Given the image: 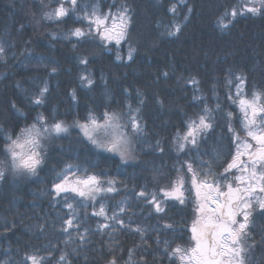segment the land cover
Instances as JSON below:
<instances>
[{
    "label": "trees",
    "instance_id": "obj_1",
    "mask_svg": "<svg viewBox=\"0 0 264 264\" xmlns=\"http://www.w3.org/2000/svg\"><path fill=\"white\" fill-rule=\"evenodd\" d=\"M61 3L68 15L46 19L45 13ZM239 3L77 0L73 10L68 0H0V46L4 48L0 54V130L18 133L39 113L49 124H75L85 123L90 114L127 116L129 106L143 128L133 139L135 162L131 164L94 148L77 130H71L45 144L44 161L36 175L6 171L0 180V264H30L24 258L33 254L44 257V264H57L61 254L66 255L64 264H108L113 256L117 264H182L183 260L166 255L165 250L171 253L179 247L190 253L195 247L191 229L199 219L197 205L203 203V194L198 198L192 186L187 164H193L198 179L208 171L200 167L202 162L210 164L209 182L215 180L225 191L232 184L229 176L238 168L225 169L246 140L239 99H250L254 92L264 94V14L228 17L227 28L218 23L226 10ZM173 6L175 13L169 10ZM93 7L100 15L112 16L122 7L129 9L128 35L119 45L102 41L95 25L89 34L82 9L90 13ZM174 24L180 25V32L167 35ZM77 28L86 35H71ZM130 47L135 49L132 60L127 58ZM81 59H87V64ZM241 75L245 82L237 97L236 77ZM193 78L197 83H192ZM45 85L48 90L42 103L34 104ZM205 106L211 110L213 127L198 135L196 148L186 145L179 150L177 138ZM2 149L0 132V159L4 158ZM69 165L74 167L68 179L95 175L103 187L113 181L115 191L103 192L95 200L74 193L56 197L54 183L60 182V174ZM178 178L184 179L183 203L163 195ZM140 191L145 197L138 195ZM151 194L162 212L149 202ZM65 195L75 210L74 223L79 222V228L67 232L62 230L63 222L71 215ZM101 206L108 220L93 215ZM253 211L246 264H264V210H256L255 204ZM113 213L124 220L123 228L111 219ZM102 223L116 230H98ZM129 250L133 252L130 262Z\"/></svg>",
    "mask_w": 264,
    "mask_h": 264
},
{
    "label": "snow or ice",
    "instance_id": "obj_2",
    "mask_svg": "<svg viewBox=\"0 0 264 264\" xmlns=\"http://www.w3.org/2000/svg\"><path fill=\"white\" fill-rule=\"evenodd\" d=\"M68 2L71 4L73 10L77 8V0H68ZM181 2H184V0H181ZM169 10L175 13L176 7L173 6ZM82 11L85 12L83 18L89 22V34L92 31V26L95 25V31L104 42H115L116 45H119L122 40L126 39L131 22V15L127 7H122L116 16H112L111 13L100 15L95 7L92 8L90 13L87 8L82 9ZM188 11L191 12V8ZM246 13L252 15L264 14V0H240L237 6H233L230 10L225 11L218 23L221 28H227L228 23L225 20L228 17L235 19L238 15ZM67 15L68 9L61 3L53 11L45 13V18L59 20ZM109 19L112 20L110 27L107 23ZM180 30V25L174 24L168 30L167 35L174 36ZM71 35L82 37L86 33L77 28L72 31ZM134 51L135 49L129 48L128 60L133 59ZM3 53L4 48L0 46V54ZM120 59L121 57L117 55V60ZM87 62V59H81V63L87 64ZM54 71L55 68H53ZM164 75L167 76V73H164ZM236 79L239 81L236 85L237 97H239L245 77L241 75L237 76ZM82 80H87L89 86L92 84V81L87 79V77H82ZM228 82L231 83L230 80ZM192 83H197L194 78ZM47 90V86L45 85L40 90L39 95L33 100V103L40 105L42 97ZM262 97H264V94L254 92L250 99H239L240 110L244 114L243 127L246 130L247 136L252 141H255V147L251 143L242 142V147L245 153L248 154V162L240 159L243 153L238 149L236 156L225 169V172H228L233 168H238L242 173H248L247 176L235 177L237 181L236 187L228 183L226 191H222L220 183L215 180L209 182L208 178L212 176V171L211 165L207 162H202L200 166L201 168H208L207 172H201L202 179H198L197 170L193 168V164H187V171L192 173L191 183L196 189L197 197H201L202 189H207V192L203 194V203H199L196 208L199 219L193 223L191 229L193 233L192 239L195 240V247L190 250V253L188 250L179 247L172 249L171 253H168L166 249V255L170 257L178 256L181 260L186 257L189 264H245V249L249 247L245 230L248 227L250 210L253 207L251 194L257 191V189L260 192H264V171L258 173L257 170L258 166L264 168V99ZM229 98L231 99V97ZM12 108L18 112L20 111L14 103L12 104ZM131 113L132 109L129 106L127 116L118 112H105L102 117L97 118L90 114L85 123L80 124L77 121V126L80 127L84 136L92 145L106 152L116 153L122 161L127 162V159L131 155L130 146L133 143V139L143 132L138 118ZM228 116L230 117L231 113ZM258 116L261 122L259 126L257 125ZM213 119L211 110L205 106L202 114H199L196 119L189 121L187 132L182 137L177 138L178 141H182L178 142V149L183 151L187 144L196 148L198 146V135L213 127ZM67 131L68 128L63 122L55 121L49 124L47 118L42 113L37 114L33 123L20 128L18 133L0 130L3 135L2 151L4 154V158L0 159V180L5 179L6 171L9 169L13 175H36L37 169L44 161V154H42L44 145L42 141L51 139L54 135L59 136ZM229 131L234 133V139L239 140V135L235 133L233 128L229 127ZM73 167L69 165L60 174L63 177L60 179V182L54 183L53 191L56 197L61 196L62 193H74L81 198L95 200L96 195L100 192L111 193L115 191L113 181H108V186L105 188L95 175H88L83 179L69 181L67 173ZM224 179L227 180V176H224ZM183 185L184 179L178 178L175 186H170L171 190H165L163 195L177 199L183 203ZM212 193H215V195ZM138 195L145 197L146 193L140 191ZM64 199L71 215V218L63 222L64 226L62 230L67 232L68 229L73 227L79 228V222L74 223L75 210L73 204L68 202L69 197L65 195ZM149 202L155 205L157 212L163 211L161 204L156 201L155 194H151ZM212 205L215 206L213 207ZM258 207L264 210V200H258ZM120 211L123 212L124 209L121 208ZM93 215L103 216L105 220L109 219L103 206H101L99 212H93ZM237 216L242 217V219L238 221ZM111 219L115 224L120 225L121 228L125 226L124 220L120 219L115 213H113ZM107 228H112L113 231L116 230L113 225L108 223L98 225V230ZM135 231L141 232V229L136 228ZM79 238L84 240L85 236L80 235ZM111 251L112 249L110 248L109 252ZM132 257L133 252L129 250V262L132 260ZM24 259L26 262L30 261V264H44L45 260L44 257H38L35 254L26 255ZM65 261L66 255L61 254L57 264H64ZM108 264H117V258L113 256L108 261Z\"/></svg>",
    "mask_w": 264,
    "mask_h": 264
},
{
    "label": "rangeland",
    "instance_id": "obj_3",
    "mask_svg": "<svg viewBox=\"0 0 264 264\" xmlns=\"http://www.w3.org/2000/svg\"><path fill=\"white\" fill-rule=\"evenodd\" d=\"M109 22V23H108ZM108 26L110 27L111 26V24H112V20H108ZM117 23H118V21H117ZM249 115H250V113H249ZM261 122H260V119H259V117H257V125L259 126V124H260ZM80 124H83V123H80ZM65 126H67V128H68V131L67 132H69V131H71V130H77L84 138H85V140L89 143V144H91L88 140H87V138L84 136V134H83V132L81 131V129H80V127H78L77 126V123H75V124H64ZM66 132V133H67ZM66 133H62V134H66ZM61 135V134H60ZM245 136H246V140L245 141H243V142H248V143H251L252 145H253V147H255V141H252L251 140V138H249L248 136H247V134H245ZM53 137H55V135L53 136ZM52 139V138H51ZM51 139H46V140H43L42 141V144L45 146V144L48 142V141H50ZM180 142H182V141H180ZM92 145V144H91ZM187 145H190V144H187ZM94 148H96V149H98V150H101L102 152H104V153H108V154H111V155H113V156H115L116 158H118L119 159V161L121 162V163H123V164H131V163H133V162H135V155H134V152H133V150H132V145L130 146V151H131V155L129 156V158L127 159V162H125V161H122L121 159H120V156L118 155V154H116V153H110V152H106V151H104V150H102V149H99V148H97V147H95L94 145H92ZM239 150H240V152L241 153H243V155L240 157V159L242 160V161H244V162H248V154L247 153H245V151H244V149H243V147H242V144L239 146V148H238ZM237 153V152H236ZM258 173L260 172V171H264V168H260L259 166H258ZM9 173H11L12 174V172L10 171ZM248 175V173H242L239 169H237V171H236V173H234V174H232V175H230L229 177V179L232 181V184H233V186L234 187H236L237 186V181L235 180V177L236 176H247ZM76 179H72V180H70L69 179V181H75ZM106 188V187H105ZM203 190V192L205 193V192H207V189H202ZM101 193H103V192H100L99 194H101ZM204 193H202V194H204ZM99 194H97L96 195V197L99 195ZM201 194V195H202ZM213 195H215V193H212ZM251 196H252V205H253V207H252V209L250 210V213L251 214H254V213H252V212H254L253 211V209H254V205L256 204V210H257V208H258V200H263L264 199V192H260L258 189H257V191H255V192H253L252 194H251ZM202 200H203V197H202ZM213 207L215 206V205H212ZM250 214V215H251ZM241 219H242V217H240ZM240 219V220H241ZM247 233V232H246ZM194 243H195V240H194ZM247 252H248V250H247ZM182 264H189V261L187 260V258L185 257V259H183V261H182Z\"/></svg>",
    "mask_w": 264,
    "mask_h": 264
},
{
    "label": "flooded vegetation",
    "instance_id": "obj_4",
    "mask_svg": "<svg viewBox=\"0 0 264 264\" xmlns=\"http://www.w3.org/2000/svg\"><path fill=\"white\" fill-rule=\"evenodd\" d=\"M252 213H254V212H252ZM252 216H253V214L250 215V218H252ZM248 255H249V252H247V248H246V249H245V256H246V259H247ZM245 262H246V260H245Z\"/></svg>",
    "mask_w": 264,
    "mask_h": 264
},
{
    "label": "water",
    "instance_id": "obj_5",
    "mask_svg": "<svg viewBox=\"0 0 264 264\" xmlns=\"http://www.w3.org/2000/svg\"><path fill=\"white\" fill-rule=\"evenodd\" d=\"M234 169V168H233ZM233 169L229 170V171H232Z\"/></svg>",
    "mask_w": 264,
    "mask_h": 264
}]
</instances>
